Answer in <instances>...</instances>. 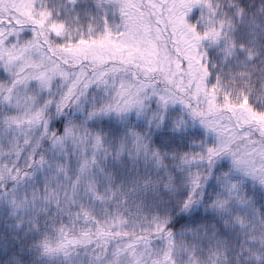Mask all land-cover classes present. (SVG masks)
I'll use <instances>...</instances> for the list:
<instances>
[{
  "label": "snow or ice",
  "instance_id": "obj_1",
  "mask_svg": "<svg viewBox=\"0 0 264 264\" xmlns=\"http://www.w3.org/2000/svg\"><path fill=\"white\" fill-rule=\"evenodd\" d=\"M0 264H264V0H0Z\"/></svg>",
  "mask_w": 264,
  "mask_h": 264
}]
</instances>
